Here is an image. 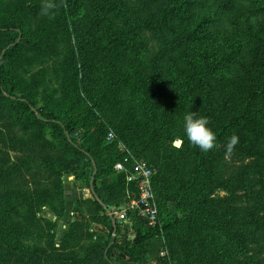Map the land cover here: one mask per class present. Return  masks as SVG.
Listing matches in <instances>:
<instances>
[{
  "label": "trees",
  "instance_id": "16d2710c",
  "mask_svg": "<svg viewBox=\"0 0 264 264\" xmlns=\"http://www.w3.org/2000/svg\"><path fill=\"white\" fill-rule=\"evenodd\" d=\"M67 1L70 3L67 23L78 35L71 53V65L74 64V72L80 82L77 94L78 96L81 93L85 95V91L79 90L89 75H91L90 80L95 79L96 82L93 90L104 95L106 99V95H109L107 101L111 103L110 105L119 104L113 98L118 91L122 90V94L128 95H132L131 91L135 92L136 96L131 100L134 109H130L129 106L132 105L125 103L124 100L118 106L117 115L122 124L117 129L127 141L134 146H145L142 144L144 143L142 135L146 127L140 126L142 119L148 124L150 121L156 123L161 121L164 134L160 133L159 137L163 144H166L170 133L173 132H178L179 136L186 139V144H190L183 134V119L187 113L196 111L197 115L209 118L217 141L224 134L225 136L230 134L235 127L247 129L249 132L245 136L249 139L245 142L248 144H246L247 154L253 159L246 165L254 167L259 164V160L264 161V156L261 158L260 153L254 151L250 140L252 136L254 139L258 138L259 134L264 136V39L260 43H247L246 45L253 51L249 63L253 64L252 66H263V73L256 77L253 83L252 79L246 76L244 79L236 76L228 77L226 72H222L224 75L220 76L222 74L219 71L224 70L221 66L230 56V52L221 53L211 50V45H214L218 38H223V33H214L212 36V33L207 30L209 26L214 25L217 28L219 27L218 22L227 20L223 9L228 8L232 2L233 5L237 1L244 0H217V6L211 3L214 9L198 19L197 15H190L187 8L199 4L200 0ZM19 13L13 11L9 20L0 18V32L14 34V40L11 39L14 41L13 44L17 42L14 31L21 24ZM145 32L154 36L158 42L155 47L149 48L150 39L144 37ZM24 42L26 41L20 38L17 46ZM208 43L209 49L199 50V45L207 46ZM13 44L10 46L11 50ZM256 56H258L257 61H254ZM238 64L230 66L232 68L235 66L234 69L245 73L247 66L242 69ZM230 68H227V72ZM5 74L4 62H0V79L4 80ZM145 92L147 93L146 100ZM0 95H3L1 89ZM21 98L16 102L25 112L33 102L29 96L24 95ZM55 112L50 110L44 113L45 121L34 117L37 113L34 109L30 111V115L35 122L41 125L51 123L53 130L62 141L76 147L78 167L84 161L89 165L90 172H85L87 167L82 166L78 168L80 173L74 175L87 177L91 197L83 203H91L102 211V216H98V209L95 208L93 214L107 226L108 239H110L105 245L98 246L96 253L88 254V257L83 258L85 260L79 263L71 261V264H95L103 258L107 264H114L113 255H117L118 259L124 262L137 261L140 254H144V242L149 237L162 233L169 236L172 234L179 244L183 255V260L179 264H224L220 257V253L223 252L222 244L212 246L215 252H211L207 258L206 253L210 250L209 239L211 238L206 230L214 226L229 231L228 241L231 249V254L228 255L229 264H264V188L261 196L257 197L258 201L256 198L255 202L252 201V205L246 208H236L233 205L234 197L230 195L217 198L215 216H213V211L209 210L213 205L210 204L206 191H209L213 183L205 174L209 172L208 167L212 166L210 165L211 156L216 155L221 158V152L218 149L204 152L195 147L198 151L199 164L194 166L186 182L181 180L176 183L178 186L174 193H171L172 200H179L174 214L164 220L162 206L158 202L161 210V225L150 227L135 212H129L128 218L132 222L133 236L126 245L120 244L119 238L124 230L117 222V218L107 215L105 206L112 208L124 204L128 200L127 191L135 193L137 189L134 183L127 182L123 172L112 171V182L104 185L98 184L97 173L105 164L99 163L93 156L92 147L87 144L88 141L75 137L73 126L70 124L72 117L68 116L64 123ZM127 113L129 116L126 115ZM238 146L239 143L235 148ZM175 150L178 149H166L168 154H165L163 158L164 170L154 174L153 187H155L157 176H167V173L172 171L168 164H172L173 170L176 169ZM184 150H187V147H184ZM254 155L257 163L254 161ZM0 161L4 163L3 160ZM92 171L95 172L94 175ZM242 173L240 172L239 178L248 176V181H251L248 186L249 190L252 188L251 183L255 174L249 171L247 174L246 171ZM259 173L264 174V165L261 166V170L259 169ZM162 182L168 184L166 180ZM223 183L222 180L220 182L218 180L213 187H225L227 192L229 188L222 186ZM182 184H186L185 188ZM194 187L200 191L198 198L200 197L201 205H197L200 217L197 220L194 216L195 209L190 211L184 207L190 199L191 192L188 190ZM161 193L162 190L158 195ZM230 193L234 192L231 190ZM109 194L110 197L112 196L111 199L107 198ZM2 196L3 194L0 196V264H55L52 253L40 248L38 244L27 243L23 238L31 233L33 228L41 226L42 222L44 227L55 224L54 220L50 221L44 216L37 217L42 207H48L44 205L46 201L41 200V195L34 197L32 195L29 199L30 203L25 208H20V206L10 208ZM49 208L52 209L51 206ZM9 209H15V216L25 211L23 221L16 218L15 221H10ZM224 211L229 212V220L225 221ZM125 231L128 232V230ZM71 232L72 228L69 233ZM214 242L217 244L219 240H214ZM51 244L53 245V242ZM48 246L47 244L46 247ZM66 260L69 259L61 261Z\"/></svg>",
  "mask_w": 264,
  "mask_h": 264
},
{
  "label": "rangeland",
  "instance_id": "374dc122",
  "mask_svg": "<svg viewBox=\"0 0 264 264\" xmlns=\"http://www.w3.org/2000/svg\"><path fill=\"white\" fill-rule=\"evenodd\" d=\"M43 2L44 0H0V18L2 20H9L13 11L20 12L21 17V26L19 25L14 31L17 37L16 44H13L14 34L0 32V62H4V71L6 72L4 80L0 79V89L3 92V95H0V153L3 154L0 160L4 161V163L0 161V196L3 194L4 200L10 208L16 206L25 208L30 203L29 199L32 195L33 197L41 195V200L46 201L44 205L48 207H42L37 213V217L44 216L50 221L54 220L55 224L44 227L42 222L41 226H36L31 233L23 238L27 243L38 244L40 248L52 253L55 264H71V261L79 263V261L85 260L83 258H87L88 254L96 253L98 246L105 245L110 240L108 239V228L102 223L103 221L99 220V217L93 214V209L97 207L91 203H83L90 200L91 197V188L88 186L87 177L74 175L80 173L78 168L82 166L83 168L87 167L85 172H90L89 165L84 161L78 167L76 147L62 141L53 130L51 123L47 122L44 123L45 125H41L35 122L30 111L36 110L37 113L34 117L42 121H45L44 113L50 110L56 111V115L60 116L59 118L64 123L68 116L72 117L70 124L73 126L75 137L88 141L87 144L92 147L93 156L99 163L105 164L97 173L98 184L104 185L112 182L111 165L127 156L144 162L153 170L154 174H157L164 170L163 158L165 154H168L166 149H178L174 151L176 169L173 170L172 164H168V162L167 164L171 166L169 169L172 171L168 172L167 176H157L155 187L152 186L155 198L158 200V208L159 204L162 206L164 220L171 217L176 211L179 200H172L171 193H174L177 188L176 183L181 180L186 182L194 170V166L199 164L198 151L190 142L191 147L190 144H186V139L179 136L178 132L170 133L169 140L163 144L159 137V134L163 133L161 121L157 123L150 121L148 124L147 121L141 119L140 126L146 127V130L141 127L142 130H145L142 135L144 147L134 146L127 141L117 129L122 124L117 115L118 106L122 100L132 105L131 100L136 96L135 92L131 91L132 95H128L122 94V90L118 91L113 98L119 104L110 105L111 103L107 101L109 95H106V99L104 95L93 90L96 82L95 79L90 80L91 75H89L82 84L83 89L79 90L85 91L87 97L84 93L78 96L77 88H80L78 84L80 82L74 72V64L71 65V53L78 35L67 23L70 3L67 0H55L57 7L50 16H45L41 14ZM199 2V4L187 8L190 15H197V19L214 9L211 3L217 6V0H200ZM232 3L228 8L222 10L226 13L227 20L218 22L219 27L217 28L212 25L207 29L212 33V36L214 33H223L222 37L225 38H218L216 43L214 42L215 46L211 45V50L221 53L230 52V56L221 66V69L224 68V70L219 71L222 74L220 76H223L224 72L228 77L236 76L244 79L246 76L254 83L256 77L263 73V66H252L253 64L249 63L253 51L246 45L247 43H260L264 39V0L237 1L233 5ZM214 14L217 15L215 12ZM143 35L150 39L149 48L158 44L153 35L146 32ZM20 38L27 43L24 42L17 46ZM11 44L14 45H12V50L10 49ZM198 47L199 50L209 49V43L207 46L199 45ZM83 51L86 50L83 49ZM257 57L254 61H257ZM236 63H239L238 65L242 69L247 66L244 70L245 73L234 69L235 66L233 68L230 66L236 65ZM259 63L261 64V62ZM229 67L231 68L227 72ZM239 75L242 77H238ZM23 94L29 96L33 102L25 112L16 102L18 99H22ZM146 97L147 93L145 92V100ZM129 108L134 109L133 105ZM126 115L129 116L128 113ZM248 133L245 128L235 127V130L230 134L226 136L224 134L222 137L224 139L218 140L216 147L213 148L221 152V158L216 155L211 156L210 165L212 166L208 167L209 172L205 174L213 183L209 191H206L210 204L213 205L209 208L213 211V216L217 209V198L233 195V205L243 209L252 205V201L255 202V199L262 194L264 174L261 175L259 169L261 170L264 161L259 160V164L252 166L253 168L246 165L253 159L247 154L248 148L245 142L249 139L245 136ZM233 134H236L241 141L239 146L229 153L225 149L228 138ZM109 136L112 138L109 139ZM250 140L253 143L254 151L259 152L262 158L264 156V136L259 134L258 138L254 139L252 136ZM175 141H181L180 145L176 146ZM85 146L87 145L85 144ZM184 147H187V150H184ZM254 161L257 163L255 155ZM245 171L246 174L247 171L255 174L251 183L252 188L249 190L248 186L251 181H248V176L239 178L240 172ZM94 174L95 172L92 171V175ZM71 180L74 184L75 195L68 192L72 191L70 187H68L67 193L64 188L65 184L68 186L64 181L69 183ZM162 180L168 181V184H164ZM218 180L224 182L222 186L229 188L227 192L225 187H213ZM182 186L185 188L186 184H182ZM160 190L162 193L159 196ZM231 190L234 192L233 194L230 193ZM188 191L191 192L190 199L187 206L184 207L190 211L195 209L194 216L197 220L200 217L199 209H197V205L200 204V197L198 198L200 191L195 187ZM108 196L107 198L111 199L112 196L110 197V194ZM195 199L197 200L195 201ZM67 201L72 203L68 208ZM123 206L124 204L112 208L105 206L106 213L110 217H116L117 215L113 213H117ZM14 210L9 209V220L23 221L25 211H19L20 214L15 216ZM101 212L98 209L97 215L102 216ZM129 212H127V217ZM224 213L225 221L229 220V212L224 211ZM117 222L125 223L124 221ZM71 228L73 233H69ZM221 229L214 226L206 230L207 235L209 234L211 238L209 239L210 250L206 254L209 258L211 252H215L212 246L222 244L223 252L220 253V257L224 264H229L228 255L231 254L228 241L229 231L225 228ZM125 230L121 232L119 238L122 245H126L133 236L132 233ZM214 240H219V243L216 244ZM47 244L48 247H46ZM143 250L144 254H140L137 261L124 262L119 260L117 255H113V262L114 264H179L183 260L180 246L172 234L169 236L162 233L149 237L143 244ZM62 259L69 260L62 262ZM95 264H107V262L103 258Z\"/></svg>",
  "mask_w": 264,
  "mask_h": 264
},
{
  "label": "built area",
  "instance_id": "2783aa9c",
  "mask_svg": "<svg viewBox=\"0 0 264 264\" xmlns=\"http://www.w3.org/2000/svg\"><path fill=\"white\" fill-rule=\"evenodd\" d=\"M112 136H109L111 139ZM112 171L123 172L126 175L128 183H134L137 193L131 194L128 192V200L124 203L123 208L117 213V221H124L120 224L123 230L132 232V222L127 217V212H135L146 221L147 226L157 227L161 225L160 210L157 205L153 188L152 178L154 175L153 170L144 162L137 161L133 157H125L120 161L112 164ZM115 212V211H114ZM126 219V220H122Z\"/></svg>",
  "mask_w": 264,
  "mask_h": 264
},
{
  "label": "clouds",
  "instance_id": "9594fccd",
  "mask_svg": "<svg viewBox=\"0 0 264 264\" xmlns=\"http://www.w3.org/2000/svg\"><path fill=\"white\" fill-rule=\"evenodd\" d=\"M56 7L55 0H44L41 14L50 16ZM182 127L187 140L201 151L207 152L216 147L217 136L207 116L197 115L196 111H191L184 116ZM238 143L239 137L236 134L231 135L226 145L228 152L230 153Z\"/></svg>",
  "mask_w": 264,
  "mask_h": 264
},
{
  "label": "crops",
  "instance_id": "0c3cea01",
  "mask_svg": "<svg viewBox=\"0 0 264 264\" xmlns=\"http://www.w3.org/2000/svg\"><path fill=\"white\" fill-rule=\"evenodd\" d=\"M64 182H66L67 184H68V186L65 184L64 185V188H65V190H66V193H67V191H68V187H70V190L72 189V191H68L70 194L72 193V194H74L75 195V190H74V184H73V181L71 180V181H69V183L67 182V181H64ZM87 192V191H86ZM87 195V194H86ZM77 199V198H76ZM72 204V203H71ZM71 204H70V201H69V203H68V201H67V208L68 207H70L71 206Z\"/></svg>",
  "mask_w": 264,
  "mask_h": 264
},
{
  "label": "water",
  "instance_id": "95a60500",
  "mask_svg": "<svg viewBox=\"0 0 264 264\" xmlns=\"http://www.w3.org/2000/svg\"><path fill=\"white\" fill-rule=\"evenodd\" d=\"M180 143H181V141H175V145H176V146H179Z\"/></svg>",
  "mask_w": 264,
  "mask_h": 264
}]
</instances>
